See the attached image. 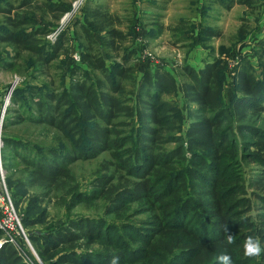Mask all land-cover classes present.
I'll list each match as a JSON object with an SVG mask.
<instances>
[{
	"label": "trees",
	"instance_id": "16d2710c",
	"mask_svg": "<svg viewBox=\"0 0 264 264\" xmlns=\"http://www.w3.org/2000/svg\"><path fill=\"white\" fill-rule=\"evenodd\" d=\"M24 3L23 6L30 5V0ZM231 4L228 3V8ZM237 4L251 8L252 0H237ZM46 7L58 13L56 19L65 13L58 5L47 3ZM201 12L202 21L206 9L202 7ZM0 15L3 17L0 68L23 73L32 80L35 76L47 77V70L55 67L61 73L59 81L64 83L60 57L68 56L69 52L65 37L54 45L44 42L41 37L47 33L45 28L23 29L35 25L33 20L20 21V14L8 3H0ZM133 17L124 27L122 18L89 0L83 8L85 24L77 26L84 40L80 55L83 67L70 69L67 87H55V82H44L39 87L25 84L10 96L12 109L6 113L22 112L6 118L1 128L2 158L10 153L12 159L20 161L4 166L8 175L5 184L14 210H17V196H24L29 189L37 190L28 199L20 225L41 226L48 233L44 238H29L42 240L44 246L38 255L44 260L64 250L68 252L61 260L65 264H109L112 254L119 255V264H125L132 248L121 247L108 235L101 237L103 232L114 231L117 228L114 224L105 219L79 217L59 227L47 226L45 208L37 207L52 204L70 213L82 204L86 194L80 191L78 180L67 165L107 153L115 162H107L105 174L92 183L96 199L106 203L109 214L122 219L127 218L126 204L138 202L145 207V213L150 216L141 224L151 226L146 229L152 232L146 248L138 250L143 258L156 257L166 263L170 254L160 245L174 236L173 244L177 247L173 248L182 257H188L186 264H217L216 257L223 253L231 255L233 264H248L242 245L246 237L255 235L256 229L248 236L242 233L238 235H242L240 238L233 236L234 243L226 245L221 228L225 222L231 233L246 228L237 211L243 207L241 196L247 195V189L235 178L229 177L226 181L221 168L237 158L235 134L245 130L261 132L254 124L244 122L249 116L254 120L264 117V61L261 59L264 46L258 54V75L246 59L238 65L233 78L238 97L225 106L221 88L226 65L220 59L208 61L197 70L184 65L182 82L162 68L148 67L138 76L130 62L139 44L135 43V50L126 46L131 43V34L138 29L144 33V39L155 40L162 26L154 24L146 32L144 25L134 24L138 18ZM179 23L182 27L187 22ZM183 28L174 31L182 33ZM194 29L188 24L186 32L193 34ZM237 34L238 40L245 37V26ZM215 35L201 22L200 45L205 47ZM194 45L192 40L189 48ZM219 53L223 54L222 49ZM103 54L118 64L108 66ZM54 61L58 65L54 66ZM177 98L186 105L192 119L185 137ZM227 111L232 112L235 128L223 125ZM29 127L33 128L30 134ZM169 145L176 147L168 149ZM136 176L138 180L133 178ZM250 187L259 192L256 197L264 205V175L250 183ZM185 209H192L198 229L184 224ZM16 215L19 219L17 212ZM258 217L262 221L256 235L264 238V215ZM124 227V231L133 228L128 221ZM0 234L4 235L1 230ZM9 235L15 244L9 240L2 244L0 264H25L16 248L22 247L18 241L20 236Z\"/></svg>",
	"mask_w": 264,
	"mask_h": 264
},
{
	"label": "rangeland",
	"instance_id": "374dc122",
	"mask_svg": "<svg viewBox=\"0 0 264 264\" xmlns=\"http://www.w3.org/2000/svg\"><path fill=\"white\" fill-rule=\"evenodd\" d=\"M24 1L27 3L29 0H0V3H8L13 8H15L16 12L20 14V21H23L24 19L33 20L35 25H30L24 27L23 29L45 28L47 33L44 37H41L44 42L54 45L59 40H61L62 37H65L64 39L66 40V47L68 48L69 52L68 56L60 57V60L63 63L62 74L65 78L64 83L59 81L61 73H58V70L55 67H51L49 70H47V77L35 76V79L32 78L33 81L29 79V77L25 78L23 73H13L6 69L0 68V162L4 180L8 176L4 167L5 164L10 162H20L17 161L18 159H12L13 156L10 153H6V158H2L1 156L3 145L1 141V128L3 122L8 117H15L14 114H22L21 110L16 111L17 113H6L8 109H12L9 102L10 96L14 90L21 87L23 88L25 84L39 87V85L44 82H55V87L61 85H65L67 87V75L70 69L73 66L83 67L80 62V55L83 52L84 40H82L81 31L77 26L79 24H85L83 18V8L85 4L89 2V0H30V5L23 6L22 4ZM222 1L233 2V4L237 3V0ZM259 1L260 0H252L251 5H257ZM92 2H95V4H100L111 14H115L122 18L124 27L126 26V22H128L133 16L138 18L137 22H134V24L140 23V25H144L146 28H151L154 26V24H158L157 26H162V29H160L161 34L156 40H144V38L141 36L143 32L140 33V31L136 30L131 34V43L129 42V44L126 46H129L128 48L135 50L137 46L135 43H137L138 40H143L144 50L149 52L153 57V61L151 62H147V60L143 58V63L137 59L136 56L132 57L130 64L136 68L138 76H140L141 73H143V71L148 67H151L152 70L162 68L182 82L184 81V77L182 76L184 74V65L191 66L195 70L199 69L198 61L202 57L198 56L196 52H191L192 48H189V41H184L182 37V35L188 37V34L190 33L186 32V27L188 24H190L191 19H196L197 17V11H195L193 4L189 3L190 0H145V3L140 4L139 9L132 3V0H92ZM212 2L213 1L211 0H203V4L205 6H210V9L205 15L206 17H204V19L201 21L202 24H204V27L213 25L215 22H220L217 20L215 21V18L218 15H216L211 9L215 4H212ZM47 3L60 6L65 10V13L56 19V17L59 16L58 13L54 11L52 12L51 7L47 8ZM20 5L24 9L20 7ZM20 8L22 9L20 10ZM259 9V6L249 8L250 11L248 14L249 16H252L253 19L245 23L240 19L241 17L245 16V13L241 15L239 13L240 9H237L239 11H234L232 14L233 18H231L230 21L225 20L226 24L223 25L225 27L224 35L215 41H212L210 44L214 52L211 53V51H208L206 59L211 61L213 60L212 58L215 59L216 57L217 59L222 60V62H224L226 65H224L225 79L223 82V88H221V96L225 106H229L235 100V98L238 97L236 96V91L233 86V78L234 73L242 60L246 59L254 69L253 73L258 75V54H261L260 49L264 46V14L261 15ZM2 18L3 17L0 15V20ZM180 20H187V23H185L184 26L179 27ZM241 26H245L247 34H262L261 41L257 45L253 46L248 41L244 40L246 36L241 40H238L237 32ZM177 28H183L182 33L175 32L174 29ZM1 48H3V45H0V50ZM219 49H222L223 54L219 53ZM21 55L23 56V54ZM103 57L105 58L106 64L108 66L111 64H118L116 60H110L105 56V54H103ZM261 59L264 61V55ZM192 61H194L196 65L192 63H190V65L189 62ZM53 65H58V62L54 61ZM165 98L166 97H164V99ZM175 102L180 111L181 130L182 135L184 136L187 127L192 122V119L189 117L188 109L186 105L183 104V101L177 98ZM245 123L254 124L260 129L261 132L255 133L253 131L250 132L245 130L240 134H235L236 140L234 141H236L238 152L237 158L232 163L227 165L225 164L221 169H223L222 174L225 176L226 181H229V177L235 178V180H240V182L244 183L247 189V195L241 196L243 198V207L237 211V217H239L240 220L246 224V228L236 233H232L233 236L240 238L242 235H238L241 233L248 236L249 234H252L253 230L256 229L254 231L255 233L253 232V234H255L254 236L258 238L259 235L256 234L259 232V223L262 221L258 216L261 214L264 215V205L260 201L261 198L257 199L256 197V194H259V192L250 187V183H252L260 175H264V117L254 120L249 116L244 124ZM223 125L232 126L233 128L237 126L235 119L232 116V112L227 111V114L223 120ZM29 128L31 130L29 129L28 134H30V132L33 130L32 127ZM175 147V145H169L168 149ZM107 162L113 163L115 161H111L109 155L107 153H103L95 159L80 160L73 165H67V167L77 178L80 185V191L86 194V198L82 204L77 206L70 213H67L66 209L62 207H55L52 204L37 206L41 209L45 208L47 213V226L59 227L60 225H65L67 220L76 219L79 217H85L90 220L105 219L107 222L117 226L118 229L116 228L114 231H109L108 234L103 232L101 237L103 235H108L110 238L114 240L116 239L120 243L121 247L130 246L132 248L131 252L128 253L130 256H126L127 258L125 260V264H163L162 261L156 257L146 260L145 257L143 258L142 256L143 253L141 254L138 251L140 250V247L146 248V243H148L150 240V232H152L151 229H146L152 228L151 226L144 227L141 224V222L148 219L150 216L149 214L145 213L146 209L141 203L132 202L126 204L125 207L129 209L126 213L127 218L122 219L115 214H109L108 211L105 210L106 203L100 199H96L97 193L94 190L92 183L98 176L105 174L104 168L109 167L106 166ZM121 176L124 177L125 175L122 173ZM133 178L138 180L139 176ZM10 191L12 190L10 189ZM36 192V189H29L24 196H17L15 198L17 208L15 213L17 212L19 215V223L21 222L24 210L28 208V199ZM8 194L10 197L9 191ZM89 196V201L86 202V199ZM246 199L249 200V204L247 203ZM185 210L187 211H184L183 215L187 216V218L185 219L184 224L186 226H191V229H198L199 227L196 226L197 221H195V217L192 216V209L189 211L188 209ZM125 221L132 223L133 228L124 231L123 228H125ZM20 226V239L18 241L20 244H22L23 248L19 247V249L18 246H16V248L18 250L19 256L22 258L25 264H65L62 263L61 260L68 254V252L64 250H59L58 252L54 253L52 257L46 260L39 257V251L44 246V243L42 240L31 241L29 238L46 237L48 233H46L43 227L34 226L31 228H25L23 224ZM14 234L16 235L13 236L17 237V233ZM174 238V236H170L168 240L163 241L160 245L163 246L164 249H166L170 254L169 260L164 264H186L188 257H182V255L177 252V245L173 244ZM11 239L13 240V244H15V241L11 235L0 234V245H2L6 240ZM259 240L261 241V244L264 245V238H259ZM173 246H176L175 249ZM246 258L249 260L248 264H264V255L254 258ZM93 264L107 263L103 262Z\"/></svg>",
	"mask_w": 264,
	"mask_h": 264
},
{
	"label": "crops",
	"instance_id": "0c3cea01",
	"mask_svg": "<svg viewBox=\"0 0 264 264\" xmlns=\"http://www.w3.org/2000/svg\"><path fill=\"white\" fill-rule=\"evenodd\" d=\"M211 1H213L212 2V4L213 3H215L213 6H212V11L216 14V15H218L216 18H215V21L217 20V21H220V22H215V24H213V25H208V26H206L208 29H210V30H212L213 32H215V36L214 37H210L209 39H208V41L206 42V45H205V47L204 46H202V45H200L199 44V42H198V34H199V32H200V28H201V9H202V7L204 8V9H207L206 10V13L208 12V10L210 9L209 7H207V6H205L204 4H203V0H190V4H193V6H194V3H195V6H194V9H195V11H197V17H198V19H197V17H196V19H191V21H190V24H189V26L190 25H192L195 29H194V32H193V34L192 33H190V34H188V37L187 36H183L182 35V37H183V40L184 41H189V43H191V41L193 40V41H195V45H194V47L192 48V51L191 52H196V54H198V56H200V57H202L199 61H198V68L200 69V68H202L203 67V63H206V62H208V61H210L209 59H206V56H207V53H208V51H211V53L212 52H214V50H212V48H211V46H210V44L212 43V41H215L216 39H218V38H220V37H222L223 35H224V33H225V27L223 26L224 24H226V22H225V20L226 21H230L231 20V18H233L232 17V14H233V12L234 11H239V10H237V9H240V14L241 15H243L244 13H245V16L244 17H241L240 19L241 20H243L244 21V23L245 22H248V21H250V20H252L253 19V17L252 16H249V14H248V12L250 11L249 10V8H247L246 6H242V5H238L237 3H234L233 4V2H232V4H231V6L228 8V3H230V2H223L222 0H211ZM132 3L135 5V6H137L138 7V9H139V6H140V4L141 3H145V0H132ZM255 6H259L260 7V9H259V11H260V13H261V15L262 14H264V0H260L259 1V3L257 4V5H252L251 6V8H254ZM220 7V8H219ZM180 21H183V20H180ZM185 22H187V20L185 21ZM232 22V21H231ZM150 28H145V31L146 32H148V30H149ZM136 31H138V29H136ZM140 33H141V31H140ZM246 33H247V31H246ZM144 34V33H143ZM143 34L141 35L142 37H143ZM246 37H245V41H248L250 44H252L253 46L254 45H257L260 41H261V36H262V34H260V33H250V34H247V35H245ZM158 38V37H157ZM144 40H146V39H144ZM156 40V39H155ZM137 43L139 44V49H138V52H137V54L135 55L136 56V58L137 59H139L142 63H143V60H142V58H141V49L144 47V41L143 40H138L137 41ZM190 56V55H189ZM140 57V58H139ZM209 57V56H208ZM216 58V57H215ZM212 59H214V58H212ZM190 63H192V64H194V65H196L195 64V62L194 61H192V62H189V64ZM136 65V64H135ZM191 65V64H190ZM138 66V65H137ZM142 74V73H141Z\"/></svg>",
	"mask_w": 264,
	"mask_h": 264
},
{
	"label": "built area",
	"instance_id": "2783aa9c",
	"mask_svg": "<svg viewBox=\"0 0 264 264\" xmlns=\"http://www.w3.org/2000/svg\"><path fill=\"white\" fill-rule=\"evenodd\" d=\"M141 58L142 60L145 58L147 62L153 61L152 55L144 49L141 51ZM20 227L19 220L16 216L5 185L0 162V230L4 232V234L17 233L19 235L21 231ZM9 241L13 243L12 239Z\"/></svg>",
	"mask_w": 264,
	"mask_h": 264
},
{
	"label": "clouds",
	"instance_id": "9594fccd",
	"mask_svg": "<svg viewBox=\"0 0 264 264\" xmlns=\"http://www.w3.org/2000/svg\"><path fill=\"white\" fill-rule=\"evenodd\" d=\"M222 232L224 234V243L231 245L234 243L233 234L229 231L228 224L225 222L222 226ZM2 246V245H0ZM243 254L245 257L254 258L264 255V245L261 244L259 238L253 235L246 237L243 245ZM119 255L112 254L109 264H119ZM217 264H233V260L230 254L223 253L216 257Z\"/></svg>",
	"mask_w": 264,
	"mask_h": 264
}]
</instances>
